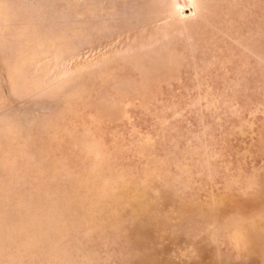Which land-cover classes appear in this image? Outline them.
<instances>
[{"label":"rangeland","instance_id":"obj_1","mask_svg":"<svg viewBox=\"0 0 264 264\" xmlns=\"http://www.w3.org/2000/svg\"><path fill=\"white\" fill-rule=\"evenodd\" d=\"M0 264H264V0H0Z\"/></svg>","mask_w":264,"mask_h":264}]
</instances>
